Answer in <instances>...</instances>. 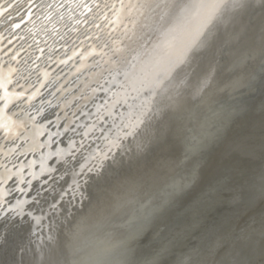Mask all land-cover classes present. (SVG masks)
I'll list each match as a JSON object with an SVG mask.
<instances>
[{
    "label": "rangeland",
    "instance_id": "1",
    "mask_svg": "<svg viewBox=\"0 0 264 264\" xmlns=\"http://www.w3.org/2000/svg\"><path fill=\"white\" fill-rule=\"evenodd\" d=\"M192 2L193 0H182V10H189ZM222 10L216 15L211 13L210 17L206 8L191 10L194 16L185 22L189 31L185 32L181 52L194 65L197 61L194 60L193 53L204 52L202 44L205 38L218 34L216 27L221 26L223 30L219 31L224 33V40L228 42L227 52L222 56L225 76L231 74L234 63H240V69L231 79H225L218 86L214 84L213 88L211 83L208 88H203V76L193 78L189 84L191 86L182 95L185 100L179 94L176 101L170 96L174 83L181 84L178 68L183 66V62L180 59L171 71L176 70L174 79L163 81L155 88L154 85H149L138 101L129 103L141 85H136L138 66L134 67L133 63L143 59L150 44L153 45V36L165 31L164 26L172 23L176 12L173 3L162 17L157 9L147 13L151 19H137L129 33L135 39L124 40V45L131 46L135 51L126 59L129 64L121 60L115 70H105L112 69V65H105L101 59L96 62L99 56L91 55L95 49L94 42L100 41L101 37L91 41V44L90 41H85L79 49L84 54L74 58L66 66L40 60L35 70L29 72L30 67L25 64L26 72L22 76L32 73L30 87L33 84L38 86L44 79L40 75L44 67L50 70V74L47 73L48 79L43 86L39 85L41 89L37 96L24 105L22 112L15 116L5 113L17 128L13 132L4 128L6 133L0 137V264H21L36 244L54 247L58 239L73 242L90 227L93 229L91 239L105 232L110 238H124L115 251L109 254L110 258L118 256L121 264H129L127 260L131 256V264H174L180 255H188L185 264H193L194 258L202 260L204 264H219L223 253L219 251L218 244L228 243L234 236L246 231L255 229L259 232L260 221L264 218V198L258 190L247 198L241 193L244 191L242 185L245 175H258L264 170V130L257 132L244 152L220 153L212 162H205L209 157L206 158V154L187 157V151L199 135L200 124L214 112L244 106L247 99L252 102L254 96L251 94L249 98L245 83L259 71L264 73L261 71L264 46L255 42L253 33L249 31V27L255 25L258 32L260 17H251L240 11L234 22L229 20L222 23L227 14H231L230 9L227 13ZM121 22L123 25L128 24L127 20ZM36 27L38 29L39 25ZM203 29L205 34L200 37L199 33ZM122 33L123 31L118 38H122ZM42 36L43 34L41 38L48 39L50 48L56 46L51 37ZM170 48V44L164 45L161 52L165 53ZM223 52L218 53V58H221ZM88 53L91 57L86 62L83 58ZM35 55L32 52L30 57H22L21 60L28 63ZM61 72L64 73L63 76L66 75L63 84L58 78ZM190 78L191 76L187 80ZM97 80L100 81L99 85ZM178 80L180 83H177ZM113 85L120 87L111 89ZM100 87L106 92L103 103L99 96L92 95L93 92H99ZM211 88L212 94L207 99L200 100L202 103L199 106V99ZM158 89L168 92V96L164 98L166 100L157 99ZM196 105L200 108L191 114ZM65 108V115L72 117L71 128L65 122V116H60L54 122L55 126H50L52 121L41 122V115L37 113V109L39 113L47 114L57 109L64 111ZM77 108L79 113L73 115ZM90 110L93 116H99L101 120L108 116V123H112V118L118 114L113 131L105 133L107 141L119 143V137L124 135L125 130L137 133L132 137L130 145L128 141H124L129 150L123 156V164L114 166L103 175L83 171L88 167L89 157L99 158L101 155L95 146L91 151L83 150L84 160L74 169L71 167L74 158H79L81 145L95 140L96 134L100 132L99 120L88 116ZM59 111L56 112L57 115ZM138 120H143L144 123L137 127ZM180 133H185V137L177 140ZM65 136L68 138L62 143ZM208 138L205 139L206 142ZM174 139L177 142L174 144L173 156H166L172 159L174 157V161L153 178L152 159L165 144L172 143ZM107 141H101L99 147L105 148ZM202 145L203 143L195 145L193 154H197ZM183 147L186 155L182 160L178 154L174 155ZM201 163L204 165L201 173L205 174L201 176L200 173L193 189L177 200L154 223L144 238H139L148 230L147 225L152 220L149 216L155 215V210L161 213L175 197L189 187L194 179V176L190 177ZM155 165L156 169L161 166L159 161ZM212 209L213 212L210 213ZM218 211L221 215H218ZM117 220L133 223L130 228L127 225L126 229H120L117 225L115 229L108 230ZM140 244L144 246L140 247ZM228 247H231L230 243ZM107 260L108 257L105 261Z\"/></svg>",
    "mask_w": 264,
    "mask_h": 264
},
{
    "label": "snow or ice",
    "instance_id": "2",
    "mask_svg": "<svg viewBox=\"0 0 264 264\" xmlns=\"http://www.w3.org/2000/svg\"><path fill=\"white\" fill-rule=\"evenodd\" d=\"M172 3L174 0H0V121L11 118L5 113L15 116L22 112L24 105L37 96V86L33 84L30 87L28 78L23 76L14 78L18 71L15 65L22 57H30V54L35 52V57L30 59L34 65L40 60H46L63 67L84 54L79 49L83 47L85 41H95L99 39L101 30H107L110 43L105 42L102 46L105 51L101 53V58L105 65H112V69L105 70H115L121 60L126 61L135 51L134 48L126 47L124 40L135 39L129 33L137 19L149 20L151 17L147 13L157 9L160 10L162 17ZM219 4L222 6V12L227 13L230 9L231 13L227 14V18L223 19L222 23H227L229 20L234 22L240 11L251 17L259 16L261 24L258 32L255 25H251L249 31L253 33L255 42L264 46V0H219ZM203 6L208 10L210 17L212 11L217 9L218 0H203ZM123 20H127L128 24L122 25V38L112 37L111 33L115 30L116 22ZM215 23L217 25V21ZM37 25H39L38 29ZM216 29L218 34L205 38L202 44L205 51L193 53V58L197 62L192 67V75L193 78L204 77L203 88H208L210 83L218 86L225 79H231V76L236 75L240 69V63H234L231 74L225 76V66L222 58H218V53L224 51L228 42L224 40V33L219 31V27ZM41 34L43 37H51L56 46L50 48L48 39L41 38ZM60 53L64 55L61 56ZM261 71L264 72V55L261 57ZM261 79L264 80V76ZM96 83L99 85L100 81L97 80ZM92 95L99 96L103 103L106 92L100 87L99 92H93ZM73 107L76 105L73 104ZM57 111L59 110L41 114L37 109V113L42 118L41 122L52 121L50 126H55L54 122L59 120L60 116H65V122L71 128L72 117L65 115L66 108L64 111H59V115L56 114ZM78 113L79 108L73 115ZM88 116H93L91 110ZM93 118L99 120L100 132L96 134L95 140L89 141L87 145H81L79 158H74L71 167L74 169L84 160L83 150L91 151L95 146L101 155L99 158L89 157L88 167L83 171L103 175L114 166L123 164V156L129 150L124 145V141H128L130 145L132 137L137 133L125 130L124 135L119 137V143L107 141L105 133L113 131V124L116 123L118 114L112 118V123H108V116H104L102 120L99 116ZM143 123V120H138L137 127ZM2 127L7 125L0 123V128ZM34 127L35 122H33ZM34 137L35 132L33 139ZM67 138L65 136L61 142L63 143ZM101 141H107L105 148L99 147ZM241 150H244V146H241ZM242 187L244 191L241 194L246 198L257 190L264 198V170L258 175H245ZM228 243L231 247H228ZM228 243L217 246L223 253L219 264H264V218L260 221L258 233L255 229L246 231L234 236ZM193 264H204V262L194 258Z\"/></svg>",
    "mask_w": 264,
    "mask_h": 264
},
{
    "label": "bare ground",
    "instance_id": "3",
    "mask_svg": "<svg viewBox=\"0 0 264 264\" xmlns=\"http://www.w3.org/2000/svg\"><path fill=\"white\" fill-rule=\"evenodd\" d=\"M178 1L176 0V2L173 3L176 12H174V17H173L174 20H172V23L169 26H164L166 28L165 31L153 36L155 40L152 43L153 45L151 46V44H150V48L145 52L144 57H143L144 60L141 58V60H138V61L133 63L134 67L138 66V77L135 79L137 81L136 85L137 84H141V85L137 88V90H136L137 94L131 100V102H129L130 104L138 101V99L143 94L146 87H148L149 85H154V88H155V87L159 86V84H162L163 81L172 79L173 76L176 74V70L174 72H171V71L173 70L174 67H176V65L180 59H181V62H183V66L181 68L180 67L178 68V71H179L180 77H181L180 78L181 84L175 85V83H174L170 96L174 101H176L177 95L179 94V95H181V98L185 100V98L182 95L185 94L186 90L191 86L189 84L193 79V75L191 72L193 64L190 61H188L187 55H185V53L181 52V47H182L183 43L185 42L184 41L185 40V32L187 33V31H189L187 24H185V22L189 18H190L189 20H191L193 18L194 15L191 13V10H194V8L204 9L205 7L203 6V0H193L192 4L189 5V8H190L189 10H186V9L182 10V8L184 7V4L181 3L182 0H178ZM218 5L220 7L217 6V9L212 11V13L215 15L217 13L219 14V12L222 9V6L219 4V0H218ZM218 8H219V10H218ZM219 29L221 31L223 30V28L221 26ZM204 34H205V31L203 29L200 31L199 36L202 37ZM134 44L135 43L132 44V47L134 46ZM167 44H170L171 48L168 51H166L165 53L161 52V47L164 45H167ZM52 45H53V43H52ZM128 57L130 58V56H128ZM122 62L128 63L124 60H122ZM128 67H129V65H128ZM126 68H127V66H126ZM189 76H191V78L189 80H187ZM177 83H180V81L178 80ZM128 85H129V83H128ZM234 85H235V83H234ZM119 87H120V85H118L117 87H115V85H113L111 87V89L112 88L118 89ZM185 87H186V89L184 90ZM180 90H181V92H180ZM165 96L166 97L168 96V92L164 93V90L158 89L157 99H159L161 101L165 98ZM164 100H166V99H164ZM0 123L6 124L7 127H4V128H6L7 130L12 131V132L17 128L16 127L17 125L10 122V120L0 121ZM155 123H157V122L155 121ZM208 124L209 123L206 122V124H201V126L206 127ZM155 135H158V134H155ZM1 137H3V136H1ZM184 137H185V133H180V137L177 138V140L180 138H184ZM177 140L174 139V141L172 143L165 144V147L162 148L161 151L158 154H156V156L152 159L153 164L151 166H154L153 167L154 169L152 170L153 173L152 172L151 173H152L153 178L154 177L156 178V176L159 175L158 173L164 167L171 165L170 162L174 161V157H173V159L167 158V157L173 156L172 153L175 150L174 144H176ZM184 151H185V149L183 147V149L182 148L179 149L178 152L174 156H176L178 154V156L181 157L183 160L184 156L186 155V153ZM188 152H187V154H188ZM189 153L190 154L194 153L193 148L190 149ZM163 156L166 159L163 160L162 159V158H164ZM207 156L208 155L206 154L205 157L207 158ZM156 159H158V160H156ZM158 161H159V164L161 166H159L156 169L155 166H157V165H155V164H157ZM202 174L203 173H201V176H202ZM201 179H202V177H201ZM137 189H138V187H137ZM217 210H219L221 212L220 209H217ZM211 212H213V209L210 211V213ZM218 212L217 213L215 212V213L218 214ZM206 215L207 214H205V216ZM114 223H116V224L109 227L108 230L115 229L117 227V225L120 229H126L127 225H129V228H130V225L133 223V221L127 223V221H124V220H117ZM136 225H137V223H136ZM92 231H93V229L91 227L87 228L81 234L82 236L76 240H73V242H68V241L63 240V239H58V240H56L57 245L55 244L56 246H54V247H50L49 245L45 246L42 243H38L29 252V254L23 259L21 264H48L46 256L52 255L54 257H57L58 252H56L57 251L56 249H59L58 251L63 255L64 258L62 260H60V262H56V259L54 257L51 258L50 261L53 264H121L122 261L120 258H118V256H116L115 258L114 257L110 258L109 254L113 253V250L122 243L124 238H119V236H114V238H110V237H107V235H106L107 232H105L103 235H99L97 238L91 239L90 236H91ZM130 232H131V229H130ZM60 243L62 246L61 249L59 248ZM136 245H137V243L135 244V246ZM141 245L144 246L143 244H140V247H141ZM140 247H139V249H140ZM134 251H135V249H134ZM107 257H108V260L105 261ZM129 259L127 261H129V264H131L133 261L132 256Z\"/></svg>",
    "mask_w": 264,
    "mask_h": 264
},
{
    "label": "water",
    "instance_id": "4",
    "mask_svg": "<svg viewBox=\"0 0 264 264\" xmlns=\"http://www.w3.org/2000/svg\"><path fill=\"white\" fill-rule=\"evenodd\" d=\"M122 25H123V23L121 21L119 23H118V21L116 22L115 30L111 33L112 37H114V38L119 37V35L123 31ZM99 38L101 40L98 42H94L95 49L93 50V52L91 54L95 57L99 56V58H98V60H96V62H98L100 59L102 60L101 53H103L105 51V49L102 46L105 44V42L110 43V39H109V35L107 34V30H101L99 33ZM90 44H91V41H90ZM90 44H88V45H90ZM227 45L228 44H226L224 52L221 55V58L224 55V53L227 52V49H226ZM90 57L91 56L88 53L87 56L85 58H83V60L86 59V62H87L90 59ZM22 60H20V61H22V64H19V62H20L19 61L15 65V67L18 69V71H17V74L14 78H20L23 74H25V72H26L25 69L27 67V66L25 67V64H28V66L30 67L29 72H30V70L34 71L36 66L39 65L38 62H36V64L34 65L31 62L26 63L24 61V59H22ZM81 60H82V58H81ZM17 66H19V67H17ZM44 68L45 69H42L40 71L41 78L44 77V79L40 83V84H42V86L46 82V80L48 79L47 75L50 74V70L47 67H44ZM21 70H22V72H21ZM63 74H62V72L60 74H58V78L61 79L60 83L62 82V84H63V81H65V79H66V75L63 76ZM31 75H32V73L28 74L27 76L25 75L23 77H26V78L28 77V79H30ZM262 76H264V73H260V71H259L257 73V75H255L254 77H252L251 79H249L245 83V88L247 89L248 95H250L249 98H251L252 95L254 96V98L251 99L252 102L247 99V101H245L246 104H244V106L231 108V109H228L226 111L214 112L208 120L201 123V124H206V122H208L209 124L206 127L201 126V124H200L199 135H198L197 139L195 140V142L191 148L195 147V145H197L199 143L200 144L203 143V145L200 148V151L197 152V154H193V153L190 154L189 153L190 149H191L190 148L188 150L189 152L187 151L188 152L187 157L191 158V157H196L200 154H207L209 157H208L207 161H205V162H208L210 160L212 162L213 159L216 158L217 155H219L220 153H229L232 151L244 152V150H241V146H244L245 150L247 147L250 146V143H251V141H253L255 139L254 137L256 136L257 132L260 130H264V80L261 79ZM39 85L37 86L38 87L37 93L41 89L39 87ZM213 85L214 84H212V88H213ZM57 88L59 89V85ZM212 88L210 91H208L207 94H205V96L203 94V96L199 99V101L207 99V97L212 94ZM60 89H62V88H60ZM57 91H59V90H57ZM201 101L199 102V106H200V103H202ZM197 105L195 106V108L191 112V114H193L194 111H196L200 108ZM204 105L206 106L205 103H204ZM191 114H189V115H191ZM235 121L236 122L238 121V123H234ZM237 124H239L238 127H236ZM211 126H212V128H211ZM5 131L6 130H4V127L0 128V133L2 132L1 136L5 135V133H6ZM208 134H210V135L207 136ZM206 138H208V142H206V140H205ZM35 167H37V166H35ZM202 167H204V165L202 163H201V165H198L196 167L195 171L193 172V174L190 177V178H192L194 176V179L192 180L191 184L189 185V187L185 191H183L178 197H175L161 211V213H159L158 211L155 210L153 213L155 215L152 214L153 216H149V217H151L152 220L149 222V225H147V227L149 226L148 230L143 235H141L139 238H144L149 233V231L152 228V226L154 225V223L162 215H164L165 212L167 210H169L177 202V200L184 197L191 189H193V187L197 184V182L200 178V173H201ZM156 214H158V215H156ZM219 215H221V213ZM180 218H181V216H180ZM59 245H60L59 248L61 249V247H62L61 243ZM56 250H57L56 252H58L57 257H54L52 255L46 256L48 264H53L50 261V259L53 257L56 259V262H60V260H62L64 258L63 255L58 251L59 249H56ZM179 257H180V258H178L179 260L177 262H175L174 264H185L188 260V255H180Z\"/></svg>",
    "mask_w": 264,
    "mask_h": 264
}]
</instances>
